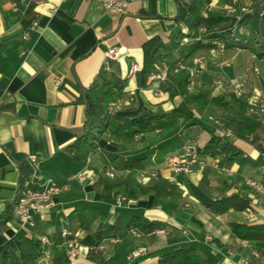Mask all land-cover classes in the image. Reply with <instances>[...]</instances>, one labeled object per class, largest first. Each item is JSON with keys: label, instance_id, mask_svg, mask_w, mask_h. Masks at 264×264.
<instances>
[{"label": "crops", "instance_id": "crops-1", "mask_svg": "<svg viewBox=\"0 0 264 264\" xmlns=\"http://www.w3.org/2000/svg\"><path fill=\"white\" fill-rule=\"evenodd\" d=\"M222 1L211 0V4L219 7ZM126 2V12L118 14L106 12L96 0H0V213L16 195L18 166L23 161L33 167L34 185L48 179L67 185L53 197L49 209L33 215V227L20 226L13 210L12 219L0 229V259L6 249L19 253L20 240L28 237L40 241L42 264H48L53 257H67L59 231L62 222L82 238L85 226L93 233L118 218L125 226L131 215H142L160 222L159 229L164 232L143 235L126 232L123 227L118 238L104 241L102 259L116 257L122 264H152L160 252L194 246L212 264H264V255H252L251 244L234 239L228 227L233 221L264 223V194L245 183L248 177L262 181L264 155L229 130L216 128V121H212L217 115L215 107L197 111L188 102L193 94L185 92L183 71L167 73L166 80L158 84L160 94L147 88L146 82L144 87L139 86L136 75L128 77L132 62L142 68L146 41L157 37L166 43L182 30V25L174 21L175 0ZM111 47L117 48L118 54L107 60L105 52ZM216 49L204 53L206 61L198 76L203 91L210 87L220 68L216 62L223 61L221 67L226 70L218 76L220 79L244 80L246 100L251 92L264 96V66L257 63L261 67V75L257 76L253 66L258 61L254 62L250 54L244 60L239 54L245 49ZM101 67L128 81L123 102L109 114V129L79 168L71 162V144L83 133L85 121V108L78 98ZM56 77L60 78L58 85ZM162 86L170 88L172 95ZM205 91L212 97L232 90L211 87ZM143 110L148 111L147 115L159 116L151 120L150 129L134 133L133 128L118 127ZM262 118L264 124V114ZM211 134L225 136L249 156V161L242 167L236 163L227 165L230 173H218L211 166L213 159L207 156L204 166L187 175L173 174L165 167L166 156L180 154L187 142L202 146ZM261 142L264 143V132ZM114 157L115 163L145 159L144 168L156 169L159 177L177 185L180 199L155 197L150 189L154 181H140L135 171L131 176L105 177L104 169L114 165ZM80 171L85 172V179H73ZM202 180L213 197L237 193L248 198L252 207L213 214L189 190V184ZM105 182L114 186L106 190ZM117 195L135 202L116 206ZM44 238L47 243L42 242ZM136 248H144L145 253L128 261L126 256ZM86 255L82 248L75 262L98 264Z\"/></svg>", "mask_w": 264, "mask_h": 264}, {"label": "trees", "instance_id": "trees-1", "mask_svg": "<svg viewBox=\"0 0 264 264\" xmlns=\"http://www.w3.org/2000/svg\"><path fill=\"white\" fill-rule=\"evenodd\" d=\"M253 2L252 11L243 14L238 27L242 26L249 31L244 36L235 30L233 36L235 20L222 11L209 7L211 0H175L177 13L174 21L186 28V33L181 29L175 33L168 42L164 43L159 38L149 39L143 44V65L136 74L137 84L145 86L149 74L155 71L162 63L168 67V73L177 69L180 63L187 61L191 56L198 52H208L212 49H251L256 55L261 56L264 50V0H251ZM236 28V27H235ZM204 29V32H200ZM187 37L186 42L182 41ZM128 78H119L101 67L94 80L88 87L83 89L78 98L85 108V121L83 133L77 136L72 142L73 149L72 164L81 168L86 164L89 154L96 150L97 141L101 139L109 129L110 115L106 107L110 102L123 96V89L127 84ZM181 83H179L180 85ZM164 91L172 92L170 88L162 86ZM188 102L197 110L203 111L208 106L215 107L222 114L224 129L238 139L253 144L260 152L264 124L262 115H250L247 112V100L233 92H226L220 95L209 97L206 93L200 92L189 97ZM159 117L147 115L126 120L118 125L121 129H134V133L145 132L150 129L151 120ZM118 128V129H119ZM198 147L201 156L217 159L219 165H229L236 163L240 167L249 161L240 148L236 147L225 136L221 134H211L206 142ZM112 163L117 168H129L130 176L137 169L145 167V159L132 158L122 159ZM19 178L17 183L16 195L11 201H7L4 210L0 213V229L5 228L6 223L12 219L14 207L19 197L27 186H34L31 182L33 167L29 161L19 163ZM264 184V176L261 181ZM114 184L104 183V189L110 190ZM155 197H174L180 199L181 194L175 183L158 177L150 188ZM190 193L210 212L215 215H222L230 210L244 211L252 207L250 200L245 196L233 193L213 197L205 181L198 184H189ZM107 193L103 190V195ZM161 227L160 222L150 220L142 215H131L124 229L126 232L135 230L140 234L146 235ZM230 234L234 239L250 243L252 248L260 255H264V223L247 224L241 222H229ZM123 229L122 220L118 218L113 224L107 225L96 232H91L88 226L83 230L85 235L80 242L89 248L86 258L98 264H122L118 258L104 260L101 255L94 253L93 249L99 243L115 239L121 235ZM40 241L35 238L23 237L20 240V252L6 249L3 251L0 264H42V251ZM48 264H81L70 261L67 257H53ZM152 264H212L210 259L203 256L200 250L194 246H184L171 251L160 252L157 259Z\"/></svg>", "mask_w": 264, "mask_h": 264}, {"label": "built area", "instance_id": "built-area-1", "mask_svg": "<svg viewBox=\"0 0 264 264\" xmlns=\"http://www.w3.org/2000/svg\"><path fill=\"white\" fill-rule=\"evenodd\" d=\"M98 1L103 9L106 12H115L118 14H124L126 12L127 2L126 0H96ZM250 1L246 2L245 4L240 2V0H230L228 4H225L223 9L226 10L227 14L234 15L238 14L237 17L240 18L243 14H248L252 11L250 8ZM209 7L213 8L212 4ZM15 9V8H14ZM55 12V9L52 10ZM264 13V9L261 11V14ZM233 36L236 35V28L233 29ZM199 31H203L204 29H200ZM238 32V30H237ZM240 33V30L239 32ZM28 33L25 32L23 34V38H27ZM222 49V47H219ZM118 49L115 47L109 48L105 52V57L107 60L113 59L117 56ZM254 57H258L260 61H264V52L261 56L252 55ZM202 57H197L195 59L196 65L193 67L184 66V64H180L179 68L182 70H186L188 73L189 83L186 84V90L189 93L195 92L197 88L200 87L201 83L198 80H195L197 73L200 71V68L204 66V62L202 61ZM223 65V63H221ZM226 64V63H225ZM140 71V66L137 62H132L128 69V77H134L137 72ZM167 77V69L166 64L162 63L161 68H157L155 71L151 72L146 79L147 88L153 90L156 94H160L159 85L161 82H164ZM54 82L56 85L60 83V78H54ZM214 83L221 85L224 88H231L237 95H240L242 92L241 84L237 80H230L229 82L225 83L220 77L214 76ZM225 85V86H223ZM128 100H132L130 97ZM123 102V98H117L115 101L110 102L108 104V113L111 114L112 111L119 106ZM247 112L253 115H260L264 112V105L261 104L257 99L251 98L247 100ZM218 123V122H217ZM227 132V131H226ZM228 133V132H227ZM262 152L261 154L264 155V143L260 142ZM165 167H167L173 174H183L187 175L192 173L196 168L202 167L206 164V160L204 156H201L198 151L197 144L195 142H187L182 146L180 154H171L166 156L164 160ZM211 166L218 172V173H230V168L227 165H219L217 159H213ZM131 170L129 168H117L112 164H108V166L104 169V175L107 178L115 179L121 175L130 174ZM137 174V178L140 181H155L159 177V173L156 169H137L135 170ZM73 179L78 181H83L85 179V172L80 171L77 172ZM245 183L255 190L264 194V184L257 179L254 178H246ZM34 185V184H33ZM67 188V185H59L54 183L50 179L46 180L39 186H27L21 196L19 197L16 206L14 207V215L18 222V224L22 227L30 226L33 227L35 222L33 219L34 214H40L43 211L50 208L52 205V199L54 196L60 194ZM135 200L126 197L125 195H117L115 197V205L119 206L122 203L126 204H133ZM132 233H137V231L132 230ZM164 230L162 229H155L149 234H160L163 233ZM70 230L64 226V223H61L60 226V236L63 239L62 245L66 247L67 257L70 260H75L78 258L80 254V248L78 247L77 240L73 237L70 238ZM206 238H209L206 236ZM43 243H46L47 240L44 238L42 240ZM88 253L89 248L87 246H83ZM103 246L101 244L94 247V253H98ZM145 253L144 248H136L132 250L127 256L126 259L128 261H132L136 257L140 256L141 254ZM251 254L254 256H258V252L256 250H252Z\"/></svg>", "mask_w": 264, "mask_h": 264}, {"label": "rangeland", "instance_id": "rangeland-1", "mask_svg": "<svg viewBox=\"0 0 264 264\" xmlns=\"http://www.w3.org/2000/svg\"><path fill=\"white\" fill-rule=\"evenodd\" d=\"M248 1H250V8L252 9V7H253V2L251 1V0H240V2H242V3H246V2H248ZM230 2V0H223L222 1V3L220 4V6L219 7H214L213 6V8L215 9V10H219V11H222L225 15H227V16H229V17H231V18H233L234 20H235V24H234V26L236 27V30H238V32H239V30H240V34H242V35H244V36H247L248 34H249V31L246 29V28H244V27H242V26H239L238 27V25H236L237 24V21H239V19L241 18H238L237 17V15L238 14H234V15H230V14H227V12H226V10L225 9H223V7H224V5L225 4H228ZM182 31L184 32V33H186V28L182 25ZM200 32H203V31H200ZM188 40V38L187 37H183L182 38V41H184V42H186ZM237 50L239 49V48H236ZM216 50H219V49H216ZM215 50V51H216ZM211 51V50H210ZM210 51H208V52H210ZM263 52H264V50H263ZM204 53H206L205 51H202V52H198V53H195L193 56H191L187 61H185V62H183V63H180V64H184V66H187V67H193L194 65H196V62H195V59L197 58V57H202L203 58V62H204V64H205V61H206V57H205V54ZM215 54V53H214ZM239 54H242L245 58H244V60L248 57V55L250 54V57L252 58V59H254V62H256V61H258V62H256V64L253 66V70H254V73H255V75H257V76H260L261 75V67H259V65L261 64L262 66H264V61H260L259 60V58L258 57H254V56H252V55H256V53H254L253 51H251V49H245V51H243V52H241V53H239ZM263 54V53H262ZM257 56V55H256ZM191 58H193V59H191ZM221 63H224L223 61H221V62H216V64H217V66L218 67H220V68H218L219 70H216L215 71V76H221L222 75V72L224 71V70H226L225 68L223 69L221 66H222V64ZM259 65H258V64ZM179 64V65H180ZM179 65H178V67H177V69H179V70H181V71H183L184 72V75H185V80H184V89H185V92L186 93H189L187 90H186V84H188L189 83V78H188V73H187V71L184 69V70H182V69H180L179 68ZM161 66L162 65H160L159 67L161 68ZM158 67V68H159ZM204 68V66L202 67V68H200V71L197 73V75H196V77H195V80H198V81H200L199 80V74H200V72L202 71V69ZM166 69H167V73H168V67L166 66ZM233 80H237V79H233ZM224 81V80H223ZM240 84H241V89H242V92H241V94H240V96H244V95H246L245 93H246V91H245V81L244 80H242V79H238L237 80ZM225 83H227V82H229V81H224ZM200 83H201V81H200ZM223 86H225V85H223ZM202 87H203V85H200V87L199 88H197L196 90H195V92H193V93H191V94H197V93H200V92H206L205 90L207 89H211V87H212V89H216V88H224V87H222L221 85H219V84H216V83H214V78L212 79V81H211V85H210V87L208 88H206L204 91H203V89H202ZM201 88V89H200ZM230 92H233V93H235L234 91H230ZM248 100L249 99H251V98H255V99H257L261 104H263L264 105V96H263V94L261 95V94H254L253 92H251V93H249V95H248ZM216 109V108H215ZM217 110V109H216ZM248 114H250V113H248ZM264 114V112L263 113H261L260 115H263ZM250 115H253V114H250ZM260 115H257V116H260ZM256 116V115H255ZM263 119V118H262ZM212 121H216V124H215V126H216V128H219L220 130H224V124H223V120H222V114H221V112H219L218 110H217V115H216V117H214V118H212ZM218 122V123H217ZM213 159V158H212ZM64 226H65V224H64ZM67 227V226H66ZM124 227V226H123ZM68 228V227H67ZM60 231V230H59ZM70 233H71V235H70V238H75L76 240H77V242H78V247L80 248L79 250H81L82 248H84L83 246H85V245H82V243L80 242V240H81V237H79L78 236V234H76V233H72L71 231H70ZM61 237V236H60ZM63 240V239H62ZM48 242V241H47ZM46 242V243H47ZM99 244H101L102 246H103V248L98 252V254H100L101 255V258H103V253H104V251H105V247H104V241L103 242H101V243H99ZM40 246H41V243H40ZM63 247H64V249H65V252H66V247L64 246V245H62ZM43 247L41 246V249H42ZM42 251V250H41ZM43 253V252H42ZM66 256H67V253H66ZM68 258V257H67ZM69 259V258H68ZM70 260V259H69ZM76 260V259H75ZM75 260H73V261H75ZM70 261H72V260H70Z\"/></svg>", "mask_w": 264, "mask_h": 264}, {"label": "water", "instance_id": "water-1", "mask_svg": "<svg viewBox=\"0 0 264 264\" xmlns=\"http://www.w3.org/2000/svg\"><path fill=\"white\" fill-rule=\"evenodd\" d=\"M147 114H148V111L143 110V111L139 114V117L146 116Z\"/></svg>", "mask_w": 264, "mask_h": 264}]
</instances>
